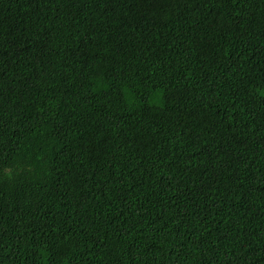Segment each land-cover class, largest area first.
Segmentation results:
<instances>
[{
	"label": "trees",
	"instance_id": "trees-1",
	"mask_svg": "<svg viewBox=\"0 0 264 264\" xmlns=\"http://www.w3.org/2000/svg\"><path fill=\"white\" fill-rule=\"evenodd\" d=\"M0 264H264V0H0Z\"/></svg>",
	"mask_w": 264,
	"mask_h": 264
},
{
	"label": "clouds",
	"instance_id": "clouds-1",
	"mask_svg": "<svg viewBox=\"0 0 264 264\" xmlns=\"http://www.w3.org/2000/svg\"><path fill=\"white\" fill-rule=\"evenodd\" d=\"M0 178L12 179L13 177H12L11 173H5V174H3V176L0 177Z\"/></svg>",
	"mask_w": 264,
	"mask_h": 264
}]
</instances>
